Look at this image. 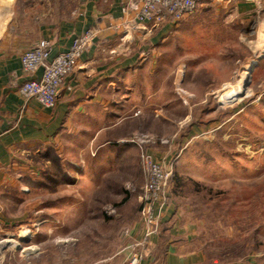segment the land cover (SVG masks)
<instances>
[{
	"label": "rangeland",
	"instance_id": "obj_1",
	"mask_svg": "<svg viewBox=\"0 0 264 264\" xmlns=\"http://www.w3.org/2000/svg\"><path fill=\"white\" fill-rule=\"evenodd\" d=\"M79 3L0 0V22L56 23ZM201 16L207 26L179 36L175 50L173 71L186 66L181 88L189 92L178 97L187 104L165 109L156 131L130 133L98 156L78 141L34 158L27 187L3 197L0 264H124L135 253L145 183L131 140L145 137L154 160L173 162L170 204L180 225L195 227L193 239L181 240L184 251L195 250L203 264H264V4L242 25L231 17L234 29L222 25V57L207 45L220 15ZM244 72L248 81L237 88Z\"/></svg>",
	"mask_w": 264,
	"mask_h": 264
},
{
	"label": "crops",
	"instance_id": "obj_2",
	"mask_svg": "<svg viewBox=\"0 0 264 264\" xmlns=\"http://www.w3.org/2000/svg\"><path fill=\"white\" fill-rule=\"evenodd\" d=\"M126 3L80 0L78 13L68 20L35 25L28 20L8 27L0 22V220L3 197H17L18 190L27 187L22 181L24 174L34 169V158L48 150L61 152L82 141L93 149L92 156H98L130 133L156 131L165 109L179 101L187 104L178 97L189 92L181 88L184 81L180 77L186 66L173 71L175 50L183 46L177 42L178 37L206 27L208 22L202 13L219 14L220 20L213 22L219 31L212 33L214 37L207 45H218L215 51L222 57V25L234 29L230 17L239 18L242 25L259 11L264 0H202L192 18L176 25L170 21L133 22L131 15L122 14ZM87 30L93 32L91 45L64 79L55 107L47 109L34 99L21 98L20 86L41 73L22 72L23 52L46 39L52 44L53 58ZM195 44L203 41L197 38ZM218 84L222 86V80ZM168 206L159 232L151 238L149 253L140 264H203L202 256L195 250L184 251L181 241L185 237L193 239L195 227L188 221L180 225L179 212L172 204Z\"/></svg>",
	"mask_w": 264,
	"mask_h": 264
},
{
	"label": "built area",
	"instance_id": "obj_3",
	"mask_svg": "<svg viewBox=\"0 0 264 264\" xmlns=\"http://www.w3.org/2000/svg\"><path fill=\"white\" fill-rule=\"evenodd\" d=\"M201 1L127 0L122 7V14L131 15L132 21L136 23L160 24L170 21L176 25L191 17ZM92 38L93 32L85 31L73 39L66 51L53 58H50L52 44L49 40L41 39L32 44L20 57L21 70L29 75L38 70L41 73L20 86L18 92L21 98L34 99L47 109L54 108L60 86L73 72L81 54L89 48ZM131 141L140 149V166L145 183L139 197L141 209L138 238L131 245L135 253L124 264H140L149 253L151 238L159 232L161 219L169 204L168 189L173 176V162L167 164L164 160H154L151 154L144 151L142 145L150 142L146 137ZM123 235L132 238L133 230L125 229Z\"/></svg>",
	"mask_w": 264,
	"mask_h": 264
},
{
	"label": "bare ground",
	"instance_id": "obj_4",
	"mask_svg": "<svg viewBox=\"0 0 264 264\" xmlns=\"http://www.w3.org/2000/svg\"><path fill=\"white\" fill-rule=\"evenodd\" d=\"M253 66L255 65V62L253 61ZM252 66V67H253ZM248 73L247 72H244V73H242L241 74V77H240V80L238 81V85H237V88H242L243 89V87H244V84H246V82L248 81ZM236 88V89H237ZM235 90V89H234ZM236 91V90H235ZM237 94H240V93H238L237 92ZM242 95V94H241ZM238 96V95H237ZM223 98H225V97H223ZM221 99H222V96H221Z\"/></svg>",
	"mask_w": 264,
	"mask_h": 264
},
{
	"label": "water",
	"instance_id": "obj_5",
	"mask_svg": "<svg viewBox=\"0 0 264 264\" xmlns=\"http://www.w3.org/2000/svg\"><path fill=\"white\" fill-rule=\"evenodd\" d=\"M263 57V55H261L257 60H259V59H261ZM255 62V61H254ZM255 64H256V62H255ZM255 66V65H254Z\"/></svg>",
	"mask_w": 264,
	"mask_h": 264
},
{
	"label": "trees",
	"instance_id": "obj_6",
	"mask_svg": "<svg viewBox=\"0 0 264 264\" xmlns=\"http://www.w3.org/2000/svg\"><path fill=\"white\" fill-rule=\"evenodd\" d=\"M171 182V181H170Z\"/></svg>",
	"mask_w": 264,
	"mask_h": 264
}]
</instances>
